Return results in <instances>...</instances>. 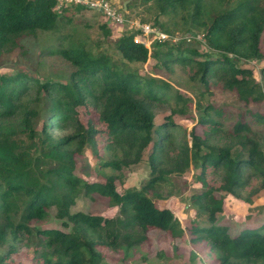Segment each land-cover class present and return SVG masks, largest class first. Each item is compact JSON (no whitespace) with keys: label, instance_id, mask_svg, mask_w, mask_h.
I'll list each match as a JSON object with an SVG mask.
<instances>
[{"label":"trees","instance_id":"16d2710c","mask_svg":"<svg viewBox=\"0 0 264 264\" xmlns=\"http://www.w3.org/2000/svg\"><path fill=\"white\" fill-rule=\"evenodd\" d=\"M138 1L157 9L155 20L163 33L171 32L159 23L161 16L180 17L189 36L201 32L208 52L191 49L186 39L158 42L159 51L152 52L136 42L141 30L135 29L117 40L116 58L82 42L49 50L73 68L67 80L0 72V248L10 246L0 264H8L14 242L23 237L33 264H102L98 247L127 254L148 239L150 229L174 239L189 231L194 244L210 248V264H264V225L234 237L216 224L224 204L217 192L243 199L254 179L264 181V153L250 137L249 123L240 120L226 130L218 119L221 111L203 104L201 91L195 104L197 120L188 133L176 118L194 116L188 104L192 100L175 92L169 82L131 67L145 65L152 57L156 67L168 73L175 64L188 66L206 92L210 84H221L244 103L261 102L262 87L244 65L264 59V0H131L132 5ZM57 5L58 0H0V57L16 50L27 35L61 33L63 17ZM103 28L109 35L107 26ZM173 100L171 115L157 124L155 108ZM82 108L88 124L82 122ZM255 117L264 120L259 114ZM224 135L234 145L216 142ZM101 136L113 157L102 165L115 172L147 158L151 172L142 190L121 194L115 176L96 184L78 176L77 158ZM191 168L201 170L197 180L204 191L192 196L196 214L182 227L174 212L160 209L149 193ZM211 177L220 185L211 186ZM92 192L109 197L120 207V215L109 219L72 213L80 195ZM52 211L65 228L72 226L70 232L33 227L45 223Z\"/></svg>","mask_w":264,"mask_h":264},{"label":"rangeland","instance_id":"374dc122","mask_svg":"<svg viewBox=\"0 0 264 264\" xmlns=\"http://www.w3.org/2000/svg\"><path fill=\"white\" fill-rule=\"evenodd\" d=\"M111 4L127 20L124 24L109 22L103 13L94 10L79 8L75 5H57L56 10L62 13L63 29L61 33H47L38 31L34 35H27L19 40L20 46L12 53H7L0 57V72L13 74L15 71L29 73L36 78L67 80L73 72V68L59 54H51L49 50L59 51L69 46L70 42H82L89 49L97 51V47L117 57L115 54V44L118 39L126 34L134 33L137 25H150L154 28H161L156 22L157 9L152 4H143L140 1L132 5L131 0H112ZM128 6H132L128 8ZM61 7V8H60ZM64 8V9H63ZM66 9V10H65ZM70 20V21H68ZM159 23L166 24V28L171 33L168 42L176 44L181 40H187V46L200 53H207L208 47L204 41L203 34L194 31L195 35H187V24L180 17L161 16ZM104 26L110 32L106 34ZM152 37L146 38L150 51H159L158 41L151 42ZM176 40V41H175ZM262 52L264 55V33L262 35ZM163 49V48H162ZM119 59V58H118ZM156 59L153 57L145 65H131L140 72L141 75L154 77L169 82L174 91L183 95L189 102L190 115L192 118L183 120L176 118L177 124L182 125L190 133L191 128L197 120L196 102L197 95L202 91L203 104H212L221 111L219 121L224 128L231 131L240 120L248 122L252 133L250 137L259 142L264 153V120L252 118V115L264 116V59L260 62L251 61L244 65L251 69L257 82L263 90L261 102L244 103L234 91H230L221 84H210L208 90L199 85L193 78L190 67L175 64L171 73L162 68L156 67ZM171 105H160L155 108L156 123L161 124L165 117L171 115ZM82 122L88 124L87 112L84 108L79 110ZM197 131L201 134V128ZM226 135L217 138L216 142L222 145H234ZM105 136H101L95 147H89L85 153L77 158V174L89 184L105 183L109 176L117 178L116 185L122 194L131 189L142 190L147 184L151 169L145 157L144 161L138 165L121 172H115L102 163L111 160L112 153L108 151ZM201 170L191 168L182 176L172 177L170 183L159 188L156 192L149 193L160 209H170L176 215L182 227L193 221L196 214L192 203V196L202 193L204 188L197 180ZM210 185L213 187L220 185L219 179L210 178ZM217 198L224 197L223 211L218 214L216 224L228 228L232 236H238L245 230L258 229L264 225V181L254 179L248 189L242 193L241 198L216 193ZM246 197H250L247 201ZM83 212L93 216L104 218H115L120 215V207L113 204L112 200L97 192L89 195L82 193L76 205L72 208V213ZM33 227L46 229H60L70 232V228H65L62 222L56 219L55 211H52L50 218L45 223H34ZM35 241V240H33ZM15 252L8 260V264H33L30 248L27 246L26 237L14 242ZM10 250L9 244L0 248V256L7 254ZM101 253L102 264H210L213 260V253L205 244H194L191 241L189 231L183 238H172L166 232L157 229H150L148 239L140 246L130 250L127 254L114 252L109 249L98 247Z\"/></svg>","mask_w":264,"mask_h":264},{"label":"built area","instance_id":"2783aa9c","mask_svg":"<svg viewBox=\"0 0 264 264\" xmlns=\"http://www.w3.org/2000/svg\"><path fill=\"white\" fill-rule=\"evenodd\" d=\"M75 5L80 6L87 10H94L99 13H103L109 22L116 24H124L127 22L125 17L114 8L111 2L105 0H58V5ZM61 8V7H60ZM136 29L141 30V34L135 37L136 42L147 46L146 38L152 37V41L165 42L170 40L169 36L159 29L154 28L150 25L136 24ZM176 41V40H175ZM148 47V46H147ZM149 48V47H148Z\"/></svg>","mask_w":264,"mask_h":264}]
</instances>
